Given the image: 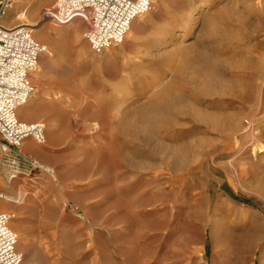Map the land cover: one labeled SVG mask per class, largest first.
Listing matches in <instances>:
<instances>
[{"label":"rangeland","instance_id":"1","mask_svg":"<svg viewBox=\"0 0 264 264\" xmlns=\"http://www.w3.org/2000/svg\"><path fill=\"white\" fill-rule=\"evenodd\" d=\"M16 1L5 25L26 12L46 47L32 114L17 112L45 123L46 142L24 143L13 167L0 154L24 264H264V0H159L100 54L84 22H54L56 0ZM167 87L193 118L149 142L144 116Z\"/></svg>","mask_w":264,"mask_h":264},{"label":"built area","instance_id":"2","mask_svg":"<svg viewBox=\"0 0 264 264\" xmlns=\"http://www.w3.org/2000/svg\"><path fill=\"white\" fill-rule=\"evenodd\" d=\"M10 1L0 0V154L12 157L13 167L16 160L25 161L21 152L24 142L36 145L46 142L44 122L25 123L17 117L18 110L35 92L31 76L46 47L35 41L30 27L5 25ZM157 1L56 0L52 18L60 25L76 20L84 22L89 48L100 54L121 44L132 22L146 15ZM13 178V174L9 176V180ZM3 198L0 194V199ZM12 219L9 213L0 212V264H24L17 250L18 239L9 227Z\"/></svg>","mask_w":264,"mask_h":264},{"label":"bare ground","instance_id":"3","mask_svg":"<svg viewBox=\"0 0 264 264\" xmlns=\"http://www.w3.org/2000/svg\"><path fill=\"white\" fill-rule=\"evenodd\" d=\"M43 1L45 3H48L50 0H43ZM157 2H155L153 7H155ZM16 4H17L16 0H11L6 14L9 11L12 12L13 7ZM152 8H151V10H152ZM150 11L147 12L146 14H149ZM50 16L51 15H49L48 11L42 12L41 13V22L46 20V19H48V17H50ZM25 17H26V12H23V11L19 12L16 15H14L13 18H9L8 23H13V21H17L18 25H26L28 27H36V26L30 25V24H27V23H24V22H20L23 19H25ZM76 22H77V20L73 21L70 24L68 23V24L69 25H72V24L74 25ZM17 24H15L14 26H16ZM136 30H137V19L132 22V24L130 26V29H129V32H130V34L134 35L136 33ZM187 31H189V26L184 25L182 27V32L184 33V32H187ZM34 33H35L34 34L35 37L36 36L37 37H41L44 40L47 39V38H45L46 37L45 32L43 30H41V28L35 29ZM45 53H46V51H45ZM169 60H170V57H169ZM156 68H157L156 66L151 65L150 68H147V69H148L149 72H152V71H155ZM37 70H38V66H37L35 71H37ZM176 72H177L175 74L176 80H180V79L182 80L183 79L182 73L184 74L183 69L181 67L177 68ZM153 79L157 80L154 75H153ZM153 86H154V83L152 82L151 86L149 88H146V89H148L147 92H146L147 97H149V95L152 93V91L155 92L156 89ZM30 100L23 107H21L18 110V113L21 114V116L24 119L30 118V116L32 114L31 107L30 106L28 107V105L32 104V102ZM181 102H183V99H182L181 95L178 94L177 91H174L173 89H169L168 87L166 89H164L163 92H161V93H159L157 95L156 100L151 102V104L149 105L150 113H147L144 116V120H146L145 133H144L145 140L151 142V140L154 139L156 136H158V134H160V136L162 134H164V132L166 130V127L168 125L167 123L170 121V118L172 116L177 118V117H180L181 115H183V116H186V117L193 118V116H192L193 108L191 106L192 104H190L189 101H187L186 103H181ZM140 108H142V107H140ZM197 117H198V115H195V118H197ZM204 121L208 122L209 126H211V127H216L217 126V123L213 122V118L210 117V115H206V118L204 119ZM24 143H25L26 149L30 150V148H31L30 142L26 141ZM155 145L156 146H162V145H160V142H158V141L155 143ZM263 151H264L263 149L260 150V153H262ZM188 156H189V154H186L185 152H181V155H179L177 153L174 156V158H172L173 167L176 169V167L178 165H179L180 168L182 167V165L183 166L186 165L187 162H188ZM2 181L0 180V186H2V184H3ZM3 194H4L3 195L4 196L3 203H0V207H2V209H5L7 202L10 203L11 199L5 193H3ZM246 215L247 214H245L243 217H245Z\"/></svg>","mask_w":264,"mask_h":264}]
</instances>
